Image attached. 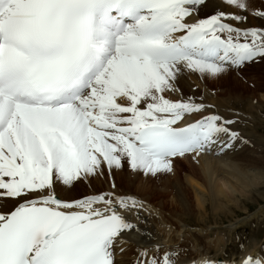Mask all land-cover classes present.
<instances>
[{
  "label": "snow or ice",
  "instance_id": "obj_1",
  "mask_svg": "<svg viewBox=\"0 0 264 264\" xmlns=\"http://www.w3.org/2000/svg\"><path fill=\"white\" fill-rule=\"evenodd\" d=\"M257 65L264 0H0V264H264L135 190L251 146Z\"/></svg>",
  "mask_w": 264,
  "mask_h": 264
},
{
  "label": "rangeland",
  "instance_id": "obj_2",
  "mask_svg": "<svg viewBox=\"0 0 264 264\" xmlns=\"http://www.w3.org/2000/svg\"><path fill=\"white\" fill-rule=\"evenodd\" d=\"M254 74L255 70L252 68L249 71L250 79L254 77ZM253 79L255 80V77ZM231 84L232 82H230L229 80H223L215 86L218 89V98L222 97L223 99V97L227 95H238L245 97L243 98L245 101H256L255 104H252L254 107L260 106V104L257 102L260 101V98L257 92L254 91V89L250 88L248 90L247 87L249 86L241 85L240 87L238 86L239 89H241L239 93L234 94L230 92L231 89L229 87L232 86ZM251 95L253 97L251 98V100H249ZM260 103L262 104L263 102ZM231 107L236 108L235 105H231ZM240 108L238 109L244 112V110ZM257 109V113L253 117V119L255 118V121L253 120V124H258V135L264 140V103ZM256 135L257 133L255 134L254 139L260 140L257 139ZM188 179L193 183L194 181H196L195 183H198L200 177L199 175H192L189 168L187 167L182 169L178 168L176 175L167 179V183L163 186L164 190L157 191L160 195V198H157V196H154L150 193L148 199L151 201V203L162 205L165 210H170L177 215H182V211H180L179 207L177 208V204L175 203V201H179L183 205L186 204L189 208L190 213L186 221L189 223L200 224L196 220H194V213L198 207L196 208V202L194 200L195 193L187 184ZM137 180H139V178H137ZM134 184V181H129L126 185L132 188ZM147 184L151 185L152 188L156 187L154 181L149 180L147 181ZM152 188L144 187L139 189L152 190ZM152 192L154 191L152 190ZM143 193L147 194L148 192L144 191ZM238 220L242 221L243 223L238 224ZM243 220L246 221L244 222ZM220 224L222 226L219 227L218 231L221 234L222 238L221 241L218 242V248H216V246L211 247V251L213 250L212 253L221 251V256L224 255L225 252L233 253L237 250V246L240 244L244 245L245 251H251L253 249L254 243H257V247H264V186L254 189L250 199L244 200L241 204V207L239 209H234L232 215L227 217L226 219L221 220ZM227 227H231V229L227 230Z\"/></svg>",
  "mask_w": 264,
  "mask_h": 264
},
{
  "label": "clouds",
  "instance_id": "obj_3",
  "mask_svg": "<svg viewBox=\"0 0 264 264\" xmlns=\"http://www.w3.org/2000/svg\"><path fill=\"white\" fill-rule=\"evenodd\" d=\"M188 168L192 175L200 177L195 184L198 189L195 194L198 208L194 218L209 229L206 235L200 236V240L206 247H215L222 236L213 229L221 227V220L231 216L244 200L250 199L256 187L264 186V167L225 156L219 159L203 157L199 166ZM183 219L187 220L188 216ZM163 234L166 237L165 243H171V234Z\"/></svg>",
  "mask_w": 264,
  "mask_h": 264
},
{
  "label": "bare ground",
  "instance_id": "obj_4",
  "mask_svg": "<svg viewBox=\"0 0 264 264\" xmlns=\"http://www.w3.org/2000/svg\"><path fill=\"white\" fill-rule=\"evenodd\" d=\"M253 69L255 70L254 77H255L257 85L255 86V88L247 87V89L249 90L250 88H252V89H254V91L257 92V94H258V96L260 98V101H257V102L260 104V106H262V104L264 103V65H257L255 67H253ZM254 77H252V79ZM231 85L232 86L229 87L231 89L230 92L234 93V94L239 93V91L241 90V89H239L240 86L238 87L237 85H235L233 83ZM252 97L253 96L251 95L249 100H251ZM243 98H245V97L238 96V95H236V96H228L227 95V96H224L223 99H222V97L221 98L219 97L218 99L221 101L222 104H224L226 106L235 105L236 108H240L241 107L240 109L244 110V112L251 117L252 124H253L254 123L253 120L255 119V118L253 119V117L257 113V111H256V110H258L257 108H259L260 106L254 107L252 105L253 103L251 101H245ZM260 102H263V103L261 104ZM257 126H258V124H253V127L245 130V135L251 141V146L245 145L243 147H238V150L235 153H233L232 155H230V156H232L236 160L249 161V162L255 164L257 167H264V140L262 139V137H260L258 135ZM256 133H257V135H256L257 139H260V140H255L254 139ZM129 181L130 180L127 177L124 178L125 185L128 184ZM194 182H196V181H194ZM187 184L192 188V191L196 194V192L198 191V189H196V187H195L196 183H193L191 180L188 179L187 180ZM259 187H261V186H258L256 188H259ZM145 188H147V187H145ZM135 190L138 192V194L143 195L146 199H148V196H149L150 193L152 195H154V196H157V198H160L159 193L157 191L152 192L151 189L149 190V189H139V188H137ZM144 191H147L148 193L144 194L143 193ZM194 198H195L194 200L196 202V208H197L198 207V201L196 199V195H194ZM262 198H263V196H262ZM175 203L177 204L176 205L177 208L179 207L180 211H182V205L183 204L180 203L179 201H175ZM243 221L245 222L246 220H243ZM151 223H152L153 227L156 230H159V225L155 221H152ZM239 223H243V222L239 221L238 224ZM231 227H227V230H230ZM218 229L219 228H214L213 231L214 232H219ZM182 246H187V241L183 242ZM216 248H218V243L216 245ZM262 249H264V247H262V248L261 247H257V243H254L253 244V249L251 251H245V253L246 254H251L253 256H256L258 253H261ZM204 251H206L207 253H209L210 255H212L214 257H220L221 254H222L221 251L216 252V253H212L213 250L211 251V248H209V247H205ZM222 251H223V249H222Z\"/></svg>",
  "mask_w": 264,
  "mask_h": 264
}]
</instances>
